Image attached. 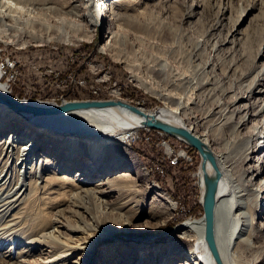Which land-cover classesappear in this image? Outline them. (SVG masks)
Wrapping results in <instances>:
<instances>
[{"label":"bare ground","instance_id":"obj_1","mask_svg":"<svg viewBox=\"0 0 264 264\" xmlns=\"http://www.w3.org/2000/svg\"><path fill=\"white\" fill-rule=\"evenodd\" d=\"M177 1L113 0L110 3L109 0H47L44 6H40L38 4H22L14 0H0V33L4 31L5 34H8L7 32L10 31L9 33L12 32L15 36L25 32L32 39L35 47L44 48L48 46L46 43L52 39L69 40L71 33H79L84 30L85 26L92 30L90 38H86L92 39L100 26H106L104 42L100 46L101 52L111 55L116 62L124 65L130 75L129 78L144 88L146 93L156 95L159 99L169 102L164 107L155 108L156 110L135 106L140 110L143 117L147 120L154 119L159 124L188 131L214 155L219 170V182L213 210V237L219 259L221 264H250L249 259L255 260L257 257L264 256V216L261 219L256 218L258 212H262L264 209V140L263 144H255L259 136L264 137V67L257 72L256 81L245 94H236L232 97L233 110H231L230 116L238 119L232 125L238 138H226L225 136L220 138L216 132L213 133L215 125L212 123L214 120L211 117L196 115V113L191 112V110H197L199 107L197 95L203 91L211 90L212 80L206 79L204 81L201 79L193 82L191 78L178 74L177 69L173 65L170 66L161 56L146 59L145 64H143L140 62L142 58L138 57L141 52L136 50L135 43L131 40L133 38L137 42L145 41L149 35L131 30L127 38L126 34L121 35L119 33L120 28L131 24L133 13L140 16L145 15L152 7H157L158 10H164V8L169 10ZM227 1L229 2V6L226 7L228 10H224L223 15L230 11L234 0ZM249 3L254 9L259 5V0H249ZM200 7V3L194 2L191 6V12L186 18L189 19L194 16ZM210 40L211 35L204 33L198 46L200 47L201 43H207ZM228 42L236 43L234 37ZM129 44L132 48L131 51L128 50ZM4 50L3 48L0 49V56ZM171 57L178 64L182 63L173 49ZM5 58H9L8 65L12 64L9 65L11 69L19 68L20 61L11 59L9 56H5ZM258 58H264V50L261 47L257 51L256 59ZM207 64H209L207 67L210 69L209 71L214 70L215 64L212 61L208 60ZM4 72L7 74V65L0 60V93L12 96V84L16 81H14L13 76L16 73L6 75L5 78ZM95 74H97V69ZM95 79L99 80L100 77ZM107 80L111 81L110 79ZM81 85L86 87L85 82ZM190 85L193 86L192 88L197 94L196 97L188 96L189 91L187 90ZM21 101L29 106L48 108L57 104L55 99L45 101L51 104L32 99ZM62 101L60 106L78 102H115V104L81 107L59 114L34 115L28 111L18 112L9 105L0 102V137L7 134V139H2L0 142V155L5 154L6 156L8 154L9 158L12 156L14 158L15 155L17 163L21 161L25 168H28L26 165L31 162L32 153L41 155L40 171L38 172V165L31 167V170L35 167L34 177L45 182L43 189L49 195V197H45L46 201L40 207L53 209L58 203L63 204L66 197L70 198L71 203L75 207L79 206V208L82 206L84 208L85 201H97V203L103 204L104 209L116 212L118 215L116 218L124 220L123 227L125 226L124 229L128 230L130 225L134 224V221L130 219V214L135 211L134 218L138 219L146 213V207L137 199L141 195V189L138 187L139 185H136L139 176L130 167L121 169L122 166L126 165L124 157L129 154L126 141L131 138L134 131H139L142 128L164 131L162 138L167 145L174 144L169 143L166 133L171 137L174 136L165 130L151 127L141 116L126 107V105H134L123 100L116 89L110 92L109 97L102 100L84 96L70 100L63 98ZM119 102L122 104H117ZM259 106L261 107L258 108ZM216 113L224 117L223 124H229V117L220 105L216 106L213 115ZM198 128H202V131L199 132ZM247 129H250L251 133L245 134L244 131ZM175 138L180 141L179 145L186 146L187 151L192 155L190 151L192 146L185 138L181 135H176ZM220 139L226 144L223 152H218L213 148V144H220ZM23 141L24 143L19 146V143ZM261 148L262 150H260ZM15 149L16 151L13 153ZM165 151L163 148V162L170 164ZM238 154L242 156L243 167L236 174L233 170V160L234 156ZM254 155L257 157L254 158ZM47 166L51 168V171L48 172ZM73 171L75 173H72ZM16 172L21 177L18 168ZM31 172L25 170L18 186L15 185L17 186L15 192L8 190L3 199H0V216L7 215L10 217L11 211L17 207L16 204L27 198L24 179ZM38 173L39 176L36 175ZM213 174L214 169L211 163L208 160L202 161L197 174L202 204H204L208 182ZM95 177L97 180L93 186H88L92 184ZM257 177H259L257 183H254ZM17 179L19 180V178ZM47 180L53 181L52 185L47 183L53 189L48 187L46 189ZM22 187H24L23 192H17ZM154 187L156 186L147 187V192ZM53 193H58L57 195H61L63 199L55 202V197L51 195ZM15 194L16 197L11 198ZM113 195H117L119 199L109 204L107 200ZM103 206L95 212L87 211L85 217L75 211L76 219H79L81 226L68 223L59 214L54 215L53 218L51 216V221L46 216L45 211L39 212L40 219H43V228L37 230L38 233L36 229L40 227L33 229L31 226L25 225L28 221L27 215L31 213L24 212L25 210H22L23 212L18 211L11 216L9 225L5 223L2 226L1 224L2 236L0 235V238L4 236V233H16L22 230V233L28 232V234L19 242L26 241V244L32 243L37 247L53 248L55 251L53 255H56V257L54 256L55 260L63 259L61 264H66L63 263L66 258L78 251H82L83 255L79 256V261H76L75 264H81V261L82 264H91L96 244L103 239L111 238L114 234V232H110V234L100 233L101 235L96 237V234H88L95 229L96 223L105 220L102 219V214L107 212H102ZM63 209L60 208V210ZM175 210V206L170 205L164 207L163 213L166 214L165 217H169L170 211ZM203 217L184 222L180 227L178 239L170 242L158 261L156 249L145 244L130 243L129 246L124 247L122 243H116L113 252L116 253L120 250L117 248L124 247L120 255L122 259L120 264H218L212 247L206 238L207 220L205 215ZM50 222L53 223L51 226L53 230L47 232V225ZM62 228L65 229L66 233H62L60 230ZM85 235L87 237H83ZM148 255H150L149 258L146 257ZM107 256L110 255L106 254L104 258ZM177 260L179 261L175 263ZM25 263L29 262L25 261ZM103 264H109L108 260L105 259Z\"/></svg>","mask_w":264,"mask_h":264},{"label":"rangeland","instance_id":"obj_2","mask_svg":"<svg viewBox=\"0 0 264 264\" xmlns=\"http://www.w3.org/2000/svg\"><path fill=\"white\" fill-rule=\"evenodd\" d=\"M14 1L27 5L38 4L40 6H44L47 3V0ZM109 2L112 3L113 0H109ZM194 2L200 3L201 7L197 9L194 16L187 19L186 17L191 12V6ZM228 6L229 2L227 0H178L177 3L174 2L173 7L169 10L165 8L164 10H158L157 7H152L145 15L140 16L133 13L131 15V18H133L131 24L120 28L119 33L121 35L126 34L127 38L131 30L138 31L143 35H149L145 41L137 42L133 38L131 40L135 43L136 50H140L141 54L138 57L142 58L140 62L143 64H145L144 61L146 59L161 56L170 66L173 65L177 69L178 74L191 78L193 82L201 79L204 81L211 79V82H213L211 90L203 91L199 95L193 90L192 85L189 86L187 90L189 91L187 93L188 96L196 97L197 95L199 97L198 109L191 110V112L196 113V115L211 117L214 120L212 123L215 125L213 133L216 132L220 138L225 136L226 138L233 137L237 139L238 136L234 132L232 125L238 119L230 116L231 110H233L231 102L233 101L232 97L236 94L242 95L246 93L256 81L257 72L264 67V58L256 59L257 51L260 47L264 50V0H259V5L254 9L251 8L249 0H234L230 11L223 15L222 12L228 10L226 9ZM236 28L237 30H235ZM106 29V26H100L93 38L88 39L86 37L90 38L92 30L85 26L81 32L71 33L69 40L52 39L49 43H46L48 46L44 48L35 47L32 39L25 32L15 36L12 32L9 33L10 31L7 32L8 34H5L4 31L1 32L0 47L5 50L0 57L9 56L11 59L20 61L19 75L18 77L13 76L14 81H16L12 84V97H17L16 99L20 100L32 99L44 102L55 99L57 104L54 105L60 106L63 98L70 100L85 96L86 98L102 100L109 97L110 92L116 89L123 100L134 106H143L146 109L154 110L155 108L168 105V101L159 99L158 96L148 92L146 93L144 88L129 78L130 75L124 65L116 62L111 55L101 52L100 46L104 42ZM204 33H209L211 40L207 43H201L202 45L199 47L198 44L201 42L200 40ZM232 33L235 36L231 35ZM55 36L57 37V35ZM233 37L236 41L235 44L228 42ZM131 49L129 44L128 50L131 51ZM172 49L178 54L182 63L178 64L172 59ZM208 60L215 64L214 70L209 71L210 69H207ZM96 69L97 74H95ZM205 72L207 73L205 74ZM96 77H100V79L97 80L95 79ZM107 79L111 81L109 82ZM84 82L86 87L81 85ZM218 105L229 117V124H223L224 117L221 114L216 113L213 115ZM151 129L142 128L139 131H134L131 138L126 141L129 154L124 157L126 165L122 166L121 169L130 167L139 176L136 180V185H139L141 195L137 199L146 207V213L138 219L134 218L135 211L130 214V219L134 221V224L130 225L128 230L124 229L125 226L123 227L124 220L116 218L118 217L116 212L104 209L103 204L97 203V201H85L84 208L83 206L79 208V206L75 207L71 203L70 198L66 197L63 204H57L58 207L64 208L63 210H60L56 205L53 209L40 207L43 206L46 198L49 197L46 194L48 192L43 189L45 188V182H41V179L35 178L33 175L35 167H33V171L31 170L33 165H38V172L40 171L39 164H41L42 159L40 154H31V162L26 165L28 168H25L21 161L17 163L15 155L14 158L13 156L9 158L8 154L6 156L5 154L0 155V181L2 180L0 182V199H3L5 192L8 190H14L15 192V187L18 186L20 178H23L22 174L25 173V170L27 172L32 171L24 179L27 189L26 193L28 194H26L27 198L16 204L17 207L11 211V216L18 211L23 212L24 210V212L31 213L27 215L28 221H26L25 225L31 226L33 229L40 227L36 229V231H39L43 228V219H40L39 212L45 211L46 216L49 218L59 214L68 223L81 226L79 219H76L75 211L85 217L87 211L95 212V210L103 206L102 212H107L102 214V219L105 220L96 223L95 229L88 232V234H96L95 237L100 233L110 234V232H114V234L111 238L103 239L96 244L91 264H103L105 259L108 260L109 264L122 263L121 252L130 243L135 245L145 244L150 246V248H155L158 261L170 242L178 239L180 227L184 222L198 220L204 216L201 189L198 185L199 178L197 175L202 159L197 151L196 155L194 154L196 157L195 166L187 167L182 165L181 170L178 168L176 173L171 172V170L163 166V148L161 146L163 141L161 139L164 137V131L160 132L158 129ZM198 131L201 132L202 128H198ZM244 132L249 134L251 130L247 129ZM6 135L0 137V142L2 139H7ZM166 135L169 143L180 144L177 138L171 137L167 133ZM263 140L264 137L259 136L255 144H263ZM23 143L24 141L20 142L19 146ZM219 143L213 144V148L218 152H223L226 145L225 141L220 139ZM139 145L144 150L140 149L138 151L137 146ZM15 151L16 149L13 153ZM254 156V158L257 157V155ZM16 167L20 170L21 177L16 172ZM242 167V156L240 154L235 155L233 160L234 173L238 174ZM46 169L48 172L51 171L48 166ZM72 173H75V171ZM36 175L39 176V173ZM259 177L254 180V183H257ZM96 180L95 177L92 184L88 186H93ZM47 183L52 185L53 181L47 180ZM48 184L46 189L47 187L51 188V185ZM153 185L156 187L147 192V187ZM22 189L24 187L17 192H23ZM57 194H51L55 197V202L63 199L61 195ZM15 197L16 194L11 198ZM118 199L117 195H113L107 202L112 204ZM170 205H174L176 210L170 211L169 217H165L166 214L163 213V209ZM149 211L150 213L148 214ZM263 214L264 209L262 212H258L256 218L261 219L264 216ZM11 216H0V221H3L0 222V226L1 224L2 226L5 225V223L9 225ZM51 226H53V223L50 222L47 225V232L53 230ZM62 229H60L62 233H66L65 229ZM21 231L10 232L9 234L4 233L2 238H5H0V264H61L63 259L55 260L56 255H53L55 253L53 248L43 245V247H37L32 243L26 244V241L19 242L20 239H23L28 234V232L24 234ZM15 234L17 235L15 236ZM15 241L16 243H14ZM116 243H122L124 247H116L120 250L115 253L113 249ZM106 254L110 256L104 258ZM82 255L83 252L78 251L76 254L68 256L63 263L75 264L76 261H79V256ZM149 256L146 257L149 258ZM25 261L29 263H25ZM248 261L251 262L250 264H264V256L257 257L255 260L249 259Z\"/></svg>","mask_w":264,"mask_h":264},{"label":"water","instance_id":"obj_3","mask_svg":"<svg viewBox=\"0 0 264 264\" xmlns=\"http://www.w3.org/2000/svg\"><path fill=\"white\" fill-rule=\"evenodd\" d=\"M0 102L9 105L14 110L21 112V111H28L33 113L34 115H44V114H59L64 113L69 110L81 108V107H91V106H105V105H113L115 102H78V103H69L66 105L61 106H54V107H42V106H29L26 103L22 102L21 100H18L10 95L0 93ZM117 104H122L121 102ZM131 111L135 112L139 116L142 117L144 121H147V123L153 127V128H159L162 130H165L172 134V136L181 135L185 138V140L194 148L197 149L198 153L201 156L202 161H209L214 169V174L210 178L207 186L206 196L204 199V215L207 220V241L210 243L212 247V251L214 254V257L216 258V261L218 264H221L219 255L216 249V244L213 237V223H214V204L217 199V188H218V182H219V170L216 165L215 157L212 154L210 150H208L205 145L194 135L189 133L186 130H179L172 126H167L163 124H159L154 121V119H148L143 117L140 110L136 108L135 106L126 105Z\"/></svg>","mask_w":264,"mask_h":264},{"label":"built area","instance_id":"obj_4","mask_svg":"<svg viewBox=\"0 0 264 264\" xmlns=\"http://www.w3.org/2000/svg\"><path fill=\"white\" fill-rule=\"evenodd\" d=\"M0 60H2V62H4L7 65V74L4 72L5 78H6V75H11L12 73H16L15 76L18 77L19 68L16 69V67H15V69H11L9 67V65H12V64L8 65L9 58L0 57ZM7 79H8V77H7ZM161 141H163L161 143V146L164 148V151L166 149L165 154L167 156V160L170 162L171 165H173L175 167L180 166V165H184L187 167L194 166L195 157L193 154L192 155L189 154L186 146H183V145H178V146L167 145L164 141V138H162Z\"/></svg>","mask_w":264,"mask_h":264},{"label":"trees","instance_id":"obj_5","mask_svg":"<svg viewBox=\"0 0 264 264\" xmlns=\"http://www.w3.org/2000/svg\"><path fill=\"white\" fill-rule=\"evenodd\" d=\"M141 148H140V145L139 146H137V150L139 151ZM141 150H144V149H141ZM190 150H191V152L193 153V154H195V153H197V150L196 149H194V148H190ZM142 152V151H141ZM196 155V154H195ZM142 156V155H141ZM142 157H145L144 155L142 156ZM163 165H164V167H166V169L168 168L169 170H171V172H177L178 170V168H179V170H181L182 169V165H180V166H177V167H174V166H171L168 162H163Z\"/></svg>","mask_w":264,"mask_h":264}]
</instances>
